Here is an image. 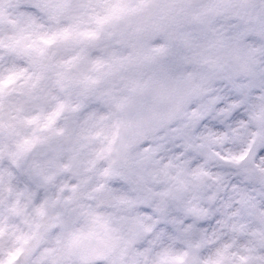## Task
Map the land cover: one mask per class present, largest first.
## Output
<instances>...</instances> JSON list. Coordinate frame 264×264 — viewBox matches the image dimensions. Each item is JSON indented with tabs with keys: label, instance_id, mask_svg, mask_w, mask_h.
<instances>
[{
	"label": "clouds",
	"instance_id": "obj_1",
	"mask_svg": "<svg viewBox=\"0 0 264 264\" xmlns=\"http://www.w3.org/2000/svg\"><path fill=\"white\" fill-rule=\"evenodd\" d=\"M115 2L0 0V264H264V0Z\"/></svg>",
	"mask_w": 264,
	"mask_h": 264
},
{
	"label": "snow or ice",
	"instance_id": "obj_2",
	"mask_svg": "<svg viewBox=\"0 0 264 264\" xmlns=\"http://www.w3.org/2000/svg\"><path fill=\"white\" fill-rule=\"evenodd\" d=\"M128 12L129 10L121 5L120 0H116V2L113 3L112 6L107 9V14L104 17L97 18L96 23L100 26H103L104 24L110 21L119 20L121 17L127 15ZM70 35H71V30H65L64 33H62V36L64 38H68ZM81 35H83L84 37L90 40H95L98 38L97 32H86V33H82ZM52 42H53L52 40L45 41V43L47 44H51ZM157 51H162V49H157ZM128 59L132 60L133 57H129ZM147 87H149V85L147 84L135 83L130 87V91L132 93H136L137 91H143ZM128 99L129 98L121 99L120 106H123L125 103H127ZM90 236L91 234H89L88 236L81 235V237H79L78 239H88L90 238Z\"/></svg>",
	"mask_w": 264,
	"mask_h": 264
}]
</instances>
